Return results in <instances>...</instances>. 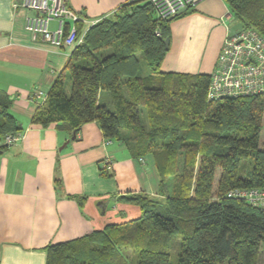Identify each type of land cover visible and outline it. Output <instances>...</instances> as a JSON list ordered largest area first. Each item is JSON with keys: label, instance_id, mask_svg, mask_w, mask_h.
<instances>
[{"label": "trees", "instance_id": "16d2710c", "mask_svg": "<svg viewBox=\"0 0 264 264\" xmlns=\"http://www.w3.org/2000/svg\"><path fill=\"white\" fill-rule=\"evenodd\" d=\"M225 2L236 21L264 37V0ZM169 23L149 0L102 16L33 113L31 123L72 134L96 122L104 140L121 142L133 158L152 155L163 192L120 195L139 208L137 217L48 244L45 264H168L175 236V264H264V211L227 196L264 187V95L207 100L209 73L161 71ZM9 107L0 93L2 137L21 130ZM98 167L102 177L113 175L109 165Z\"/></svg>", "mask_w": 264, "mask_h": 264}, {"label": "crops", "instance_id": "0c3cea01", "mask_svg": "<svg viewBox=\"0 0 264 264\" xmlns=\"http://www.w3.org/2000/svg\"><path fill=\"white\" fill-rule=\"evenodd\" d=\"M130 1L66 3L89 21ZM20 2L0 0V93L10 98V112L21 127L19 137L8 146L0 135V264H45L48 244L137 217L139 208L119 201L120 195L163 192L152 155L133 158L121 142L105 144L96 122L83 124L74 138L53 123L46 127L31 123L73 47L32 40L23 26L31 11L17 5ZM234 22L225 0H201L187 8L170 20L160 70L210 74ZM55 27L50 21L49 28ZM36 91L45 97L36 96ZM105 156L111 177L99 174ZM74 196L84 198L81 206Z\"/></svg>", "mask_w": 264, "mask_h": 264}, {"label": "built area", "instance_id": "2783aa9c", "mask_svg": "<svg viewBox=\"0 0 264 264\" xmlns=\"http://www.w3.org/2000/svg\"><path fill=\"white\" fill-rule=\"evenodd\" d=\"M157 18L166 19L182 8H189L201 0H149ZM16 4H14L15 6ZM17 5L30 10L24 17V29L32 40L39 38L52 46L75 47L83 41L86 30L96 20L82 18L66 3V0H21ZM55 21L56 27L49 28ZM77 22L81 27L78 29ZM36 96L45 97L40 91ZM33 94V95H34ZM264 95V37L254 28L245 26L233 35H227L220 47L206 92L207 100L244 95ZM19 133H5L4 145L12 144ZM105 144L111 140L105 139ZM110 165L105 156L101 166ZM228 197L244 199L264 211L263 188H234L227 192Z\"/></svg>", "mask_w": 264, "mask_h": 264}, {"label": "rangeland", "instance_id": "374dc122", "mask_svg": "<svg viewBox=\"0 0 264 264\" xmlns=\"http://www.w3.org/2000/svg\"><path fill=\"white\" fill-rule=\"evenodd\" d=\"M140 71L141 73H147L148 72V67L146 66L145 62L140 59ZM69 89H70V80L68 78V76L65 77V91L68 94L69 93ZM264 134V127L263 130L261 132V137ZM174 242L172 244V249L170 251V259H169V263L168 264H175V257H176V252H177V247H178V241H179V237L175 236L174 238Z\"/></svg>", "mask_w": 264, "mask_h": 264}, {"label": "water", "instance_id": "95a60500", "mask_svg": "<svg viewBox=\"0 0 264 264\" xmlns=\"http://www.w3.org/2000/svg\"><path fill=\"white\" fill-rule=\"evenodd\" d=\"M187 8H182L180 10H178L175 14H172V15H169L167 18H166V21H170L172 20L174 17L182 14L183 12L186 11ZM245 27V25L240 22V21H236L234 23H232L229 28H228V35H233V34H236L238 33L239 31H241L243 28ZM163 42H164V45H165V48H168V44H169V38L166 37L163 39ZM75 134L73 133L71 135V138H74ZM65 143H63L64 145ZM62 147V146H61Z\"/></svg>", "mask_w": 264, "mask_h": 264}]
</instances>
